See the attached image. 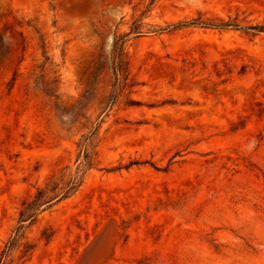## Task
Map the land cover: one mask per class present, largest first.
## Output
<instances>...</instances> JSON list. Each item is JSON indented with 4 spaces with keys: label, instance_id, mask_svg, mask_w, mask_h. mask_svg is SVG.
Listing matches in <instances>:
<instances>
[{
    "label": "rangeland",
    "instance_id": "1",
    "mask_svg": "<svg viewBox=\"0 0 264 264\" xmlns=\"http://www.w3.org/2000/svg\"><path fill=\"white\" fill-rule=\"evenodd\" d=\"M135 20V85L105 110L99 55ZM191 20L241 29L169 31ZM252 26L264 0H0V252L21 203L75 170L87 125L64 114L91 83L98 164L30 228L25 264H264V33Z\"/></svg>",
    "mask_w": 264,
    "mask_h": 264
},
{
    "label": "trees",
    "instance_id": "2",
    "mask_svg": "<svg viewBox=\"0 0 264 264\" xmlns=\"http://www.w3.org/2000/svg\"><path fill=\"white\" fill-rule=\"evenodd\" d=\"M139 20L133 21L129 28V32L123 35H114L109 46L108 53L105 55L103 52L99 55V70L102 72L108 69L111 73L112 84L111 91L106 98L100 102L105 104V110L111 108L116 104L119 98L125 91H129L134 87L135 82L130 76L128 70V59L125 52V43L129 36L139 37L144 34L141 31V23ZM190 26H198L202 28L213 29H241L238 24L228 22H204L198 20H191L188 22H182L172 26L169 31H174ZM161 28L158 32L167 30ZM244 30H250L253 34L264 33L263 26H252L244 28ZM3 36L0 37V50L3 48L6 50L3 43ZM94 87L93 84L87 83V89L81 96L80 100L72 107L70 112H65L64 116L68 118L69 124L74 125L81 123L82 120L86 121L87 126H83L86 130V134H82L76 144L77 154L75 158L76 168L74 171L69 168L62 167L56 173H53L45 182L38 187L35 192L25 199L18 211L16 225L4 244L3 249L0 252V264H12V254L19 251V260H23L22 264H25L31 258L36 249V244L31 243L28 240V232L38 221L41 214L51 210L54 206L72 197L80 188L84 175L90 169L97 166V146L99 144V130L102 119L91 121L87 116L90 110V100L92 97ZM130 105H137L138 102L131 100ZM83 125V124H82ZM53 233L48 230H44L40 234V240L47 244Z\"/></svg>",
    "mask_w": 264,
    "mask_h": 264
}]
</instances>
